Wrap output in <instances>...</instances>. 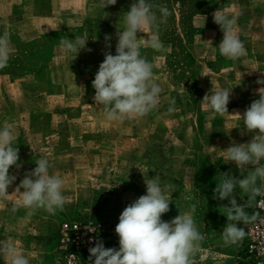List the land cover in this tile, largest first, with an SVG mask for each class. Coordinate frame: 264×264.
Instances as JSON below:
<instances>
[{
	"label": "rangeland",
	"instance_id": "1",
	"mask_svg": "<svg viewBox=\"0 0 264 264\" xmlns=\"http://www.w3.org/2000/svg\"><path fill=\"white\" fill-rule=\"evenodd\" d=\"M133 2L135 0H117L115 5L106 8L102 0L65 2V8L68 7L73 11L71 17H66V20L80 24L76 26L70 23L68 28L76 27L78 30L84 25L86 31L81 35L91 40L92 43L104 40L106 36H110V40L116 42L118 31L125 27L124 13L129 10ZM41 3L49 5L51 9H56L55 1H42ZM151 3L158 15V8L161 6L167 7L170 15L166 23L160 25L158 32L147 30L138 34L140 50L144 51L141 54L153 64V78L162 88L157 109L144 117L121 121L140 123V128L138 130L134 128L129 135L138 133L139 141L122 140V148L120 146L119 151L121 153H118L120 159L90 161L88 151L93 147L94 140L87 136L74 139L66 135L65 147H62V152L54 153V159H52L51 151L55 152L56 148L54 147L56 146L55 137H50L51 144H48L46 149L34 148L30 143L28 133L21 129L16 132L20 140L18 149L22 153L19 158H28L29 160L25 162H30L35 168L36 160L51 157L48 159L51 165L50 174H63L62 179L66 188L64 196L67 202L63 210V219L53 226L55 230L63 220L76 215L103 220L111 226L112 231L108 247L118 249L119 237L115 233V226L119 222L120 214L129 203L146 194L145 180L159 176L162 185L169 183L174 185V192L170 196V210L162 216V220L170 221L179 212L190 211L193 205L196 206L195 222L205 239L193 257L194 264H248L242 253V243L226 246L221 238V232L227 224L225 210L221 206L227 205L228 201L214 199L213 192L216 183L220 180L219 173L229 172L236 178H242L241 175L248 174L249 169H239L235 163H227L224 159V150L233 143H248L252 139L253 133L244 129L241 117L236 113L242 115L254 100L259 99L256 79L262 78L264 71L251 70L250 74L249 70H244V68L249 69V66L242 67L239 62L240 58L235 61L229 60L222 56L218 49L216 50V60L210 62L209 67L212 70H218L221 77L215 78L206 71H204V76L217 90L232 89L230 102L227 105L228 113L223 114L226 119L224 132L220 135L218 134L220 131L211 128L212 111L206 107L209 114L205 113L199 117L200 101L196 94L200 87H198L196 78L198 70L193 64L194 56H196L193 45L198 40L200 42V37L206 44L210 42L218 45L221 42H214V30L216 29L220 30L223 38L220 27L213 21V13L217 9L224 10L223 13L226 15L235 16L237 19L235 29L239 36V31L244 26L238 17H244L247 22L251 21L253 15L257 13L254 9L258 4L259 7L264 5V0H151ZM6 7V1L1 0V10ZM89 10L90 15L87 13L88 15L85 16L80 13V11L89 12ZM263 17L259 23L264 20ZM205 29H212V32L207 35L204 32ZM257 30L264 32V25ZM69 35L78 36L80 33L76 31ZM153 35L158 36L162 42L163 47L159 50L153 49L149 44ZM262 37L264 33L261 34L260 38ZM58 39L60 40V37ZM21 49L22 46L16 45L15 51L12 52H20ZM92 50L94 53L98 52L103 55L105 52H112L99 49L97 46L92 47ZM214 51L215 48L208 50L211 60L214 58ZM37 59L42 60L40 57H30L22 61L21 66L25 68L30 65L28 61ZM233 68L235 73L232 71ZM234 74H238L239 79L236 82L232 80ZM171 100H175V111L169 113ZM239 106L244 107V110L238 112L236 109ZM21 116L18 114L16 119L20 121ZM1 119L4 121L3 115ZM23 119H25L24 116ZM204 123L207 124L206 127ZM151 127L156 128L155 132H151ZM122 136L128 137L127 134ZM133 151H137V159L132 158ZM18 163L22 165L24 161L19 160ZM104 168L112 170L115 174L114 179L104 176ZM21 180V178H16V183L20 184ZM72 187L75 189H68ZM122 189L124 192L119 191ZM235 195L241 204H245L248 200V196L239 188L236 189ZM4 202L5 204L10 202L7 196L3 198L2 205ZM245 211L250 215V207L245 208ZM5 216L13 219L14 214L0 207V217ZM20 225L22 224L11 226L19 230ZM246 225L240 223L239 227L245 230ZM55 233L54 238H56ZM54 238L53 243L51 242L53 248ZM53 263L56 264L54 260Z\"/></svg>",
	"mask_w": 264,
	"mask_h": 264
},
{
	"label": "clouds",
	"instance_id": "2",
	"mask_svg": "<svg viewBox=\"0 0 264 264\" xmlns=\"http://www.w3.org/2000/svg\"><path fill=\"white\" fill-rule=\"evenodd\" d=\"M106 8L115 5L117 0H102ZM154 10L151 0H135L124 13V29L117 33L115 55L104 53L92 87L95 90V103L103 106L104 115L109 121L144 117L159 107V96L162 91L160 84L153 78V65L141 54L137 43L139 33L147 30L158 32L160 25L166 23L170 11L167 7ZM213 21L222 33V41L218 45L219 53L229 60H238L247 54V49L239 39L235 26L237 19L220 10L213 13ZM106 41L111 37L106 36ZM88 39L77 36L74 39L60 38V46L66 52H79L84 49ZM153 49L163 47L158 36L153 35L149 41ZM107 47H111L110 44ZM91 51V49H88ZM12 56L9 35H0V70L8 66ZM264 85V79L256 81ZM232 89H218L203 97L205 106L215 114L228 113ZM259 99L238 114L244 129L253 133L248 143H233L225 149L224 159L227 163H235L239 169H249L247 175L236 178L231 173H219L220 180L216 183L213 198L224 201L222 205L227 224L221 232L226 246L242 243L246 236L240 223L248 224L257 219V215H249L245 208L251 207L257 196H264V86L257 89ZM175 100L170 101L168 112L175 111ZM17 139L13 126L0 127V198L6 197L8 188L16 180L9 174L10 167L20 168L19 149L13 147ZM36 167L25 174L15 193L20 196L11 211L18 208L32 211L45 209L50 214L63 210L67 198L63 194V179L50 174V162L46 158L35 161ZM250 166V167H249ZM146 194L129 203L119 216L115 233L119 237V248L104 246L96 241L89 249L92 264H194L193 257L205 239L196 225L194 213L196 206L190 211L180 213L170 221L162 220V216L170 210V196L174 185L161 183L159 176L145 180ZM248 196L245 204L236 199V189ZM23 189V191H21ZM0 257L7 264H30L29 256L18 249L10 240H0ZM94 258V260L92 259Z\"/></svg>",
	"mask_w": 264,
	"mask_h": 264
},
{
	"label": "crops",
	"instance_id": "3",
	"mask_svg": "<svg viewBox=\"0 0 264 264\" xmlns=\"http://www.w3.org/2000/svg\"><path fill=\"white\" fill-rule=\"evenodd\" d=\"M4 1H6L7 7L3 10L0 8V35L8 33L12 51H15L16 45L22 46V49L20 52H12L8 66L0 70V127L11 125L15 134L18 130L24 129V132L28 133L32 146L39 149H46V146L51 144L50 137H55L56 146L54 147L56 148L55 152L51 151L52 159H54V153L62 152V147H65L64 138L66 135L72 136L74 139L87 136L94 140L93 147L88 151V160L90 161L120 159L118 153H121L119 151L120 146L122 148V140L139 141L138 133L129 135L134 128L137 130L140 128V123L107 120L103 106L95 103L93 99L95 90L92 87L95 74L100 63L104 60V55L98 52L94 53L92 47L97 46L99 49L111 50V54L115 55L117 40L112 42L101 39L95 43L88 40L85 48L78 53L66 52L60 46L58 38L74 39L77 35L71 36L69 33H76V31L80 33L78 36L84 37L81 33L86 31L83 24H81L83 27L81 26L82 28L78 30L76 27L68 28L70 23L76 26L80 25L66 20V17H71L73 11L68 7L65 8V2L76 0ZM42 1H55L56 9L42 4ZM256 7L254 12L257 13L253 15L251 21L247 22L244 17H238L244 26L239 31V39L243 41L248 50L246 56L241 57L239 62L242 67L249 66V69L244 68V70H249L250 74L251 70L264 71L262 68L264 66V37L260 38L264 32L257 30L264 25V20L259 23L264 15V5L259 7L258 4ZM220 11L224 12V10ZM80 13L87 16L90 15V10L89 12L80 11ZM204 32L208 35L212 29H205ZM214 33V42L222 41L220 30L216 29ZM137 43L139 44L138 38ZM207 43H204L203 38L200 37V42L198 40L193 45L196 51L193 64L198 70L196 78L198 87H200L196 94L200 101L199 117L205 113L209 114L202 101L203 97L217 90L206 79L204 71L215 78L221 77L218 70H212L209 67L210 62L216 60L215 55L219 44ZM108 44L111 45L110 48L107 47ZM212 48H215L213 60L210 59L211 55L208 52ZM143 52L141 51L142 54ZM30 57H40L42 60H32L33 64L28 61L30 65L25 68L21 66V62ZM15 62L18 63L15 64ZM232 71L236 72L234 68ZM237 75L234 74L232 78L234 82L239 79ZM258 79H264V76L257 78L256 81ZM262 86L264 85L256 83V87ZM236 110L241 112L244 107L239 106ZM18 114L22 115L20 121L16 119ZM1 115H3L4 121L1 119ZM45 119L47 121H41ZM225 120L223 115L213 113L210 122L211 128L220 131L218 134L222 135ZM238 125L240 126V124ZM152 128H150L151 132H155L156 128ZM124 134H127L128 137H123ZM19 145L20 140L17 138L13 142V147L18 148ZM21 154L19 151V157ZM136 154L137 151L132 152L133 159L136 158ZM50 158L48 157V159ZM19 160L24 163L18 170L10 168L9 174L23 179L25 174L31 172L34 167L30 162H25L29 160L26 157ZM104 173L105 177L114 179L115 174L112 170L104 168ZM58 176L64 178L63 174ZM19 185L15 180V183L8 188L7 197L10 202L7 204L4 202L2 205L3 198H0V207L8 209L10 213L14 214L13 219L9 216L0 217V240L14 242L18 249L29 256L30 264H54L52 241L56 230L53 226L63 219L65 206L63 210H57L55 214H50L41 208L32 211V214L29 215L30 210L22 207L13 213L12 207L20 200V196L14 192ZM68 189L74 190L75 188ZM62 191L65 194V182ZM119 191L124 192L123 189ZM18 223L22 224L20 225L21 229H13L11 225ZM0 264H7L3 257H0Z\"/></svg>",
	"mask_w": 264,
	"mask_h": 264
},
{
	"label": "built area",
	"instance_id": "4",
	"mask_svg": "<svg viewBox=\"0 0 264 264\" xmlns=\"http://www.w3.org/2000/svg\"><path fill=\"white\" fill-rule=\"evenodd\" d=\"M253 214L257 219L246 225L242 253L248 264H264V196L256 197L250 207V215ZM55 234L53 254L56 264H92L89 249L98 240L108 248L112 231L106 221L76 215L63 220Z\"/></svg>",
	"mask_w": 264,
	"mask_h": 264
}]
</instances>
